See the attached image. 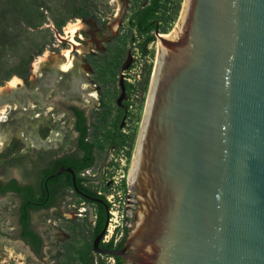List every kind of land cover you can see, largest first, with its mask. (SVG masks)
<instances>
[{
  "label": "water",
  "instance_id": "95a60500",
  "mask_svg": "<svg viewBox=\"0 0 264 264\" xmlns=\"http://www.w3.org/2000/svg\"><path fill=\"white\" fill-rule=\"evenodd\" d=\"M165 35L125 180L137 208L122 250L98 249L104 230L95 250L129 264H264V0H183Z\"/></svg>",
  "mask_w": 264,
  "mask_h": 264
},
{
  "label": "flooded vegetation",
  "instance_id": "af4514ba",
  "mask_svg": "<svg viewBox=\"0 0 264 264\" xmlns=\"http://www.w3.org/2000/svg\"><path fill=\"white\" fill-rule=\"evenodd\" d=\"M122 1H129L128 3L130 4L131 0ZM118 15L119 13L116 14V17ZM78 19H80L84 24L91 21L93 18ZM103 24L104 23H101L102 29H104ZM63 27L60 30L54 27L61 38L64 36V34H61L64 33ZM106 28L110 30L109 34L105 35L102 30H100L103 36L98 40L93 37V33L89 34L92 37V46L95 49L90 48L89 52H86L87 55L83 57L80 56V60H74L73 58L70 68H67L65 71L60 67L55 68L52 66L51 69L48 68L45 70V75L38 77L37 82L32 87L21 86L23 83H28L27 80L30 71L27 76H18L21 79V84H19L20 86L18 85V89L16 90L20 96V99L17 100L19 109L15 108L17 110L16 116L19 118L24 117L27 123H29V125L31 124V133L41 141L47 140V138H49L52 134L51 131H54L52 128H55V112L58 108L63 110L65 115H68L71 121L70 131L74 138L73 147L66 152L56 151L55 146L36 147L33 145H27L24 141L25 137L22 136L23 132L21 133L19 124H15V126L19 128L14 127L11 129V134L8 136V139H4L5 146H3L2 151H0L1 154L3 150L9 148L7 141L9 139L13 141L12 149L15 143H19L23 145L25 149L30 150L33 148L36 150V157L29 164L20 162L21 159L15 155L12 156V164L18 162V165L20 164L24 168L26 167V175L28 173V178L25 181L14 175L0 179V219L9 218L10 223L14 225V228H12V230H14V238L25 245L29 252L36 255L42 252L44 246V236L42 234H45L46 232L36 226L37 220H40L38 221V224L40 222H44V224H51L52 220L54 221L60 219H66V221L71 222V225L68 228L69 231L65 233L63 238L57 241V247L59 245L62 246L63 244L71 243V232L73 228L78 229L79 232L81 231L77 238V241L79 240V245H84L90 242L91 235L98 232L91 241L92 254L98 256H114L100 253L95 250L94 240L103 230L104 233L102 234L98 244V249L100 250L120 251L122 250L127 237L129 228L127 225H124L123 236L118 242L115 243L113 238L106 241L104 236L107 232L108 220L110 217V203L107 201L105 195L98 190V183H95L96 181H94L96 177L87 175L89 174V171L92 170L93 166L89 168L82 167L84 164V160H81L83 153L78 147V142L82 135V131L77 128L78 125L82 123L84 126H90L92 122V115L103 108L105 94L116 93L114 99L115 112H113V114L116 115L119 111L125 113L120 125L121 129L126 121V105L129 88L128 86L126 88L127 83L124 81L122 76L123 72L131 69L137 60L134 55L136 43H131L133 48H125L122 44H120L118 46L115 45L111 49L110 46L118 38L117 31L119 25H117L115 29H112L110 26H106ZM82 30L83 28L80 31ZM113 30L115 33H113ZM133 30L136 31L135 29ZM80 31L78 33H80ZM78 33L74 38L79 45H75L69 40L60 41L55 36L54 32L53 34L56 37L57 43H51V45H48L47 48L52 51H59L63 59H65V56L62 53L63 50H65L64 45H67L71 49V45L73 44L74 47L71 49V55L79 54L80 52L78 51L77 46H80L82 42V35L80 33L78 36ZM103 43L106 45L103 46ZM123 68L127 69L124 70ZM57 72L65 76L57 77ZM121 80H123L125 87V95L123 96V99L119 101V97L122 94ZM83 95L95 102L92 108H90V105L87 106L78 102L82 100L81 97ZM29 98H31L34 105H30L28 103ZM45 105H48V120L49 122L51 121L52 124H46V130L50 133V135L46 139H43L36 131L38 123L32 122L30 116L38 118L40 116L39 111L42 110ZM28 111H37L34 113H37L38 115L33 116L34 113ZM13 118H15V116H12V118L10 117L6 123L9 122L13 124ZM110 150L115 152L114 147H111ZM27 152V150H23L22 154L28 155ZM67 169L71 171H68ZM79 179H83L80 182V185L82 186L78 185ZM90 185H92L91 190L97 191L99 196L87 191V188H90ZM100 196H104L106 201H104V199ZM129 196H132L134 201L133 199L128 200V202H132L131 206L127 205V209L132 213V215H127L128 220L125 221L127 223L132 222L133 215L137 208L135 193ZM81 205L83 207H80ZM70 208L77 212L75 213L76 217H83L82 224L78 222V218L71 220L65 216V211H68ZM103 215H105V221L104 225L100 227L101 216ZM24 222L27 224V228L33 234V237L39 241L37 246L34 245V242L32 243L29 239L22 236V223ZM99 227L100 229H98ZM1 231L7 235V231H3V229H1ZM111 240L114 242L113 247L110 248L102 246ZM117 257H119L123 262L122 264H129L128 262H125V258L120 256ZM112 259L113 264H116L117 261L115 258L112 257Z\"/></svg>",
  "mask_w": 264,
  "mask_h": 264
},
{
  "label": "rangeland",
  "instance_id": "374dc122",
  "mask_svg": "<svg viewBox=\"0 0 264 264\" xmlns=\"http://www.w3.org/2000/svg\"><path fill=\"white\" fill-rule=\"evenodd\" d=\"M176 2H180V6L178 9V14L175 15V21L170 28L169 32H172L180 18L181 15V7L183 0H175ZM129 2V1H128ZM128 2L122 1V0H95L94 2V15L93 19L91 21L82 23V28L83 30L80 31L82 35V42L81 45L78 47V51L80 52L79 54L76 55H71V58H74V60H80V56L83 57L86 54V52H89V49H95L92 46V37L89 35L90 33L94 34L95 39H100V37L103 36L102 32L107 35L109 34L110 30L106 28V26L112 27V29H115L117 25H119L117 35L118 38L112 43L110 46L111 49L115 45L118 46L122 44L125 48H133V45L131 44L132 42L136 43V50L134 51V55L137 56L140 54V49L137 47V44L142 40L143 36L139 35L137 31H134L133 27L129 25V18L132 15L134 9L139 7L143 0H131L130 4ZM45 5L48 7L46 11L43 10L46 19L45 23H43L41 26H39L37 29L32 30L31 35H33L34 39L37 40L40 43H45V48L41 54L35 55L32 64L34 60L45 53L46 51H49L51 53L52 60H50L48 63L42 66L40 71L38 73L32 72L30 70V74L28 77V83H23L21 86H34L35 83L38 80V77L41 75H45V70L48 68L53 67H58L59 62H64L63 57L61 56V53L59 51H52L51 49L47 48L48 45H51V43H57L56 37L54 36V32L52 31V26L56 28L55 26V21L56 18H58L57 11L61 9V1L60 0H45ZM119 13V15L116 17V14ZM99 19V20H98ZM80 19H69L65 26L69 24V22H77ZM103 20V21H102ZM99 21V22H98ZM82 22V21H81ZM104 29H102V25ZM100 28V29H99ZM102 30V32L100 31ZM167 32V33H169ZM78 33V36L79 34ZM113 33L114 30H113ZM165 33V34H167ZM63 34V33H61ZM77 42V41H76ZM99 44V43H98ZM97 44V45H98ZM106 45V44H105ZM103 43V46H105ZM99 46V45H98ZM65 50H69L70 47L67 45H64ZM61 48V47H60ZM157 48L158 44L156 43V39L149 43L147 46V53L148 57L145 59H137L136 63L134 65L135 70H139L140 64L144 65V73L143 77L145 76L146 72L148 71V68L151 67L153 70L154 62L156 60V54H157ZM115 49V48H114ZM136 53V54H135ZM59 58V60L57 59ZM62 60V61H61ZM66 60V58H65ZM58 62L57 64L55 62ZM145 61V62H144ZM53 63V64H52ZM31 65V63H30ZM152 70L150 72L152 73ZM134 71V70H133ZM57 77H64L65 75L60 74L59 72L56 73ZM151 76V74H150ZM13 77V76H12ZM11 77V78H12ZM57 79V78H56ZM117 80V78H116ZM150 80V79H149ZM8 81V80H7ZM59 81V80H57ZM117 83V81H116ZM28 84V85H27ZM6 85V81L0 85V87H3ZM149 87V83H148ZM148 91V88H147ZM147 91L145 95V100L147 96ZM17 93V98L20 99V96ZM116 93H111V94H105V99L109 103L110 107L112 108V115L113 112H115V107H114V99H115ZM109 98V100H108ZM82 100L78 101L83 105H90V108L94 106V103L91 99L86 98L84 95L81 97ZM144 99V98H143ZM142 99V102H143ZM28 103L30 105H34L33 101L31 98H29ZM18 104V103H17ZM48 105H45L42 110L39 111L40 116L38 118H33L30 116L32 119V122L38 123L36 127V131L39 133L40 137L43 139H46L50 133L46 130V124L51 123L49 122V112H48ZM145 106V104H144ZM144 106L142 105L137 111H135L132 115H130V119L127 120L129 126L127 127L128 135L135 134L134 138V145L137 137V133L139 130ZM31 113L37 112V111H28ZM17 115V110L12 111L10 108H8V114L7 116L12 118V116ZM36 116L37 113H34L33 116ZM12 123H6V122H0V134L3 132L5 129H8L11 131L10 126ZM13 125V124H12ZM70 125L71 121L68 117V115H65V112L61 109H56L55 112V128H52L54 130V133L58 134V138L60 141L54 145L55 150L58 152H66L70 150L71 147H73V135L70 131ZM15 126V125H14ZM108 125L106 124L104 126V129H108ZM52 133V131H51ZM45 136V137H44ZM9 148L6 146V150H3V152L0 154V179L1 178H6L9 177L10 175H14L17 178L25 181L28 178V173L26 175V167L24 168L20 164L18 165L16 163L12 164L13 162L11 161L12 156L15 155L18 157L20 162H24V164H29L31 161L36 157L35 156V149H25L23 145L19 143H15L12 149V144L13 141L11 139L7 140ZM131 150L130 156L127 157V163L128 165L122 166L125 164V157L119 155L120 151H113L110 150L111 147L109 145H105L103 148H97L95 149L94 155H95V163L93 165V168L91 171H89L88 176H94L96 177L94 181L95 183H98V190H100L104 195L108 194H113V199L114 203L119 205V210L123 211L124 214L127 213V215H132L131 212L127 210L126 208L127 205L132 204V202H128V200H132L133 197L129 195H133L135 191L132 189L131 184L126 187L124 185L123 181L125 182L124 177L127 175V171L129 168L132 152L134 149ZM5 146V145H4ZM127 147V145H126ZM3 149V147H2ZM2 149L0 151H2ZM28 151L27 154H22V151ZM130 150V149H129ZM112 155H111V154ZM118 153V154H117ZM8 161V162H7ZM119 164V166L117 165ZM121 165V166H120ZM27 176V177H26ZM97 179V180H96ZM127 191L128 194H127ZM134 201V199H133ZM76 205V204H75ZM80 207H83L82 205ZM65 211V210H64ZM75 212L72 208H70L68 211H65V216L68 217L69 219L73 220L78 217H76ZM79 223H83V217L78 218ZM36 226L39 227V229L46 231L45 234L43 233L42 235L44 236V246L42 249V252L38 255L29 252L27 247L23 245L21 242L16 240L14 238V225L10 223V219H0V264H62L67 261L66 257H63L60 253V249L62 246H58V240L63 238L65 236V233L69 231V226L71 225V222L66 221V219H60V220H52L51 224H44V222H40ZM3 231H7V235H5ZM93 261L94 264H113V259L111 256H98V255H93ZM70 263H74V261H69ZM79 263V261H78Z\"/></svg>",
  "mask_w": 264,
  "mask_h": 264
},
{
  "label": "trees",
  "instance_id": "16d2710c",
  "mask_svg": "<svg viewBox=\"0 0 264 264\" xmlns=\"http://www.w3.org/2000/svg\"><path fill=\"white\" fill-rule=\"evenodd\" d=\"M60 1L61 9L57 11L58 18L55 21V26L58 30L69 19L91 18L94 15L95 0ZM179 6L180 2H176L175 0H143L142 4L134 9L129 18V23L139 35L143 36L142 40L138 43L142 55L147 53L148 44L156 39L155 32L167 33L170 31L176 18L175 15L178 14ZM47 9L45 0H0V85L9 80L13 75L27 76L34 56L43 52L45 43L38 42L34 39L33 35H30L32 30L37 29L45 23L46 16L43 10L46 11ZM150 70H152L151 67L148 68V71L142 78V88L145 93L150 79ZM123 115L125 113L122 111H119L116 115H112V108L107 100L104 99L103 108L92 115L90 126H84L82 123L78 125V130L82 131L78 147L83 153V157L81 158V160H84L83 168H89L94 165L95 149L103 148L105 145L114 147L115 151L127 145V155L130 156L135 134L128 135L122 133L120 125ZM106 124L109 126L108 129H104ZM82 180L79 179V186H82L80 185ZM123 183L126 185L124 181ZM91 186L87 188V191L99 196L97 191L91 190ZM100 197L106 201L104 196ZM127 220L128 217H126L125 221ZM104 221L105 215L101 216L100 227L104 225ZM22 229V236L29 239L32 243L34 242V245L37 246L39 241L33 237L25 222L22 223ZM80 232L78 229L73 228L71 243L62 245L60 249L61 255L67 259L62 264H94L91 241L98 232L91 235L90 242L79 245L77 238ZM113 243V240H111L102 246L111 248L113 247ZM112 257L117 261L116 264L123 263L119 257ZM72 260L74 263L69 262Z\"/></svg>",
  "mask_w": 264,
  "mask_h": 264
},
{
  "label": "bare ground",
  "instance_id": "6f19581e",
  "mask_svg": "<svg viewBox=\"0 0 264 264\" xmlns=\"http://www.w3.org/2000/svg\"><path fill=\"white\" fill-rule=\"evenodd\" d=\"M81 29H82L81 20H78L77 22H75V21L69 22V24L67 26H65V28H64V33H63L64 36L61 39L69 40L72 43H74L75 45H79V43L76 42L74 37ZM172 32L167 33L165 36H170ZM61 39L59 38L60 41H61ZM71 46H72L71 47V49H72L74 47V45L72 44ZM77 47H79V46H77ZM71 49L63 50L62 53H63V55L66 58V60L64 59L63 63L62 62L58 63L57 61L55 62L56 64L58 63V67H60L64 71L67 68H70V65L72 63V59L73 58H71L72 57L71 56ZM57 59L59 60V58H57ZM50 60H52V57H51V53H49V51H46L42 55L38 56L34 60L33 64L31 63L32 72L38 73L40 71V69L42 68V66L45 65L46 63H48ZM19 84H21V79L18 76H13L8 81H6V85L5 86L0 87V122L1 123L2 122H6L9 119L8 116H7L8 108H10V109H15V108L19 109L18 108V104H17V100H19L18 99L19 97L17 98V91H16L18 89V85ZM31 107H33V106H31ZM13 119H14L13 120V125L19 124V127L21 129V133L23 132L22 136L25 137L24 141L27 143V145H33V146H36V147L37 146H45V147H47V146H54L60 141V139L58 138V134L54 133L55 131L52 132V134L50 135L49 138H47V140L41 141L38 138H36L34 136V134L31 133V130H32V128L30 126L31 124L29 125V123H27V121H26V119L24 117L19 118V117L15 116V118H13ZM15 127H17V126H15ZM19 127H17V128H19ZM10 132L11 131L8 130V129H5L3 132H1L2 134H0V150L4 146V139L5 138H7V139L9 138L8 136H10V134H11ZM12 135H14V134H12Z\"/></svg>",
  "mask_w": 264,
  "mask_h": 264
},
{
  "label": "built area",
  "instance_id": "2783aa9c",
  "mask_svg": "<svg viewBox=\"0 0 264 264\" xmlns=\"http://www.w3.org/2000/svg\"><path fill=\"white\" fill-rule=\"evenodd\" d=\"M41 10H42V8H41ZM147 57H148V55H146V54L142 55V53L140 52V54H138L136 56V59L141 58V59H143V60L145 59V61H147L146 60ZM135 63H134V65H135ZM134 65L131 69L125 70L123 72V76H122L124 81L129 86V93H128L127 105H126L127 116L125 119L126 120L125 124L122 127V133H124V134H128L127 127L129 126V124H128L127 120L130 119V115H132L142 105L144 106V104H145L146 93L143 92V88H142V78H143V73H144L145 67L143 64H140L139 70H135ZM142 99H143V102H142ZM119 151H120L119 155L125 157V164L122 166L126 167V165H128V163H127L128 160L126 157L128 147L123 146L118 150V152ZM117 165L119 166L118 163H117ZM124 178H126V177H124ZM125 184H126V181H125ZM126 187H127V184H126ZM128 192L129 191H127V194H128ZM105 197H106L107 201L110 203V211H109L110 217L108 220L107 232H106V235L104 237L106 238V241L113 238L115 243H116L123 236L124 225H121V224H125V219L127 217V213L124 214L123 213L124 210L123 211L119 210V205L115 204L114 200H112L113 199L112 193L105 195ZM125 210L127 212L128 209L126 208Z\"/></svg>",
  "mask_w": 264,
  "mask_h": 264
}]
</instances>
